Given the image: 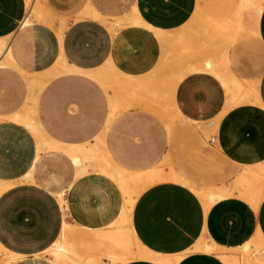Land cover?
<instances>
[{
  "label": "crops",
  "instance_id": "0c3cea01",
  "mask_svg": "<svg viewBox=\"0 0 264 264\" xmlns=\"http://www.w3.org/2000/svg\"><path fill=\"white\" fill-rule=\"evenodd\" d=\"M260 4L253 11L240 0H42V16L23 24L27 1L0 0V181L12 183L0 193V245L18 256L11 264H110L100 240L123 194L101 166L182 173L183 162H168L167 134L181 119L208 135L218 172L209 183L230 193L205 209L181 181L149 185L130 213L139 244L178 257L175 264H226L195 246L264 239V196L254 207L237 183L264 166ZM125 13L139 23L123 22ZM219 75L239 90L230 96ZM25 121H37L51 147L39 152Z\"/></svg>",
  "mask_w": 264,
  "mask_h": 264
},
{
  "label": "bare ground",
  "instance_id": "6f19581e",
  "mask_svg": "<svg viewBox=\"0 0 264 264\" xmlns=\"http://www.w3.org/2000/svg\"><path fill=\"white\" fill-rule=\"evenodd\" d=\"M27 1V9L23 24L31 22V17H41L42 10L40 7L35 8L33 2L29 4ZM262 0H240L241 7L252 6L253 11L260 9ZM87 15L97 17V12L87 7ZM121 20L126 23H139V18L133 13L123 14ZM4 43L0 42V51ZM61 69L67 71H75L73 66L66 62L59 65ZM185 72L181 70L180 78ZM227 92L232 96V92L239 90V85L236 84L234 78L220 76ZM37 138V148L41 152L44 145L51 143L46 141L45 132L41 129L39 123L35 121H25ZM182 119L180 126L175 127L172 124L168 127V142L171 144V154L168 162L180 161L183 162L182 173L174 170L169 165L167 172L161 170H150L149 172L129 171L118 166H101L103 170H108L109 175L113 177L118 184L123 194V205L121 211L114 222V227L111 226L103 232L100 246L105 251L102 253L110 264H121L131 259L143 258L152 260L158 264H175L178 257L167 256L155 253L141 246L137 241L131 226L130 213L137 196L149 185L162 180L174 179L188 185L200 198L203 207L207 209L212 202L226 196L230 192L227 189L214 187L209 181L212 177L213 163L216 155L204 151V146L207 144L208 135L198 129L188 128L184 126ZM75 164V158H72ZM29 175L27 174L26 177ZM239 186H244L247 192L250 193L249 200L256 207L264 196V166L248 168V170L239 177L237 181ZM11 182L0 181V193L11 186ZM58 198L63 201V190L59 191ZM195 250L204 252L216 253L226 264H264V239L260 235H256L252 239L244 242L242 245L232 249H221L211 241H201L195 246ZM230 250V251H228ZM228 251V252H227ZM232 251V252H231ZM65 248L58 245L56 249L57 258L64 256ZM0 255L3 258V264H11L18 256L8 252L0 245Z\"/></svg>",
  "mask_w": 264,
  "mask_h": 264
},
{
  "label": "rangeland",
  "instance_id": "374dc122",
  "mask_svg": "<svg viewBox=\"0 0 264 264\" xmlns=\"http://www.w3.org/2000/svg\"><path fill=\"white\" fill-rule=\"evenodd\" d=\"M40 1H42V0H30V1H29V4L33 2L34 7L37 8V7H40V6H39ZM118 1L121 2L122 4H126V3H127V0H117V2H118ZM118 6H119V5H117L116 7H118ZM116 24H119L118 20L116 21ZM3 47H4V46H3ZM211 134H216V132H212ZM207 139H208V137H207ZM208 140H209V139H208ZM208 149H211V148H210L209 142L207 141V144L204 146V151L206 150V152L209 153ZM216 174H218V172H217L216 169L213 168V170H211V175H212V177L215 176ZM216 177H217V176H216ZM215 182H216V181H215ZM228 251H230V250H228ZM228 251H227V252H228ZM231 252H232V251H231ZM2 259H3V258H2V255H0V264H3V260H2Z\"/></svg>",
  "mask_w": 264,
  "mask_h": 264
}]
</instances>
